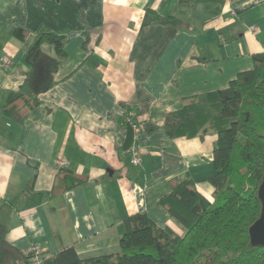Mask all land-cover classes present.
<instances>
[{"label": "crops", "instance_id": "crops-1", "mask_svg": "<svg viewBox=\"0 0 264 264\" xmlns=\"http://www.w3.org/2000/svg\"><path fill=\"white\" fill-rule=\"evenodd\" d=\"M155 14L181 22L161 24ZM43 32L73 36L54 85L14 122L3 109ZM262 52L264 0H0V62L12 61L0 64V224L8 242L20 252L39 245L50 257L68 247L79 258L100 256L119 249L122 222L135 213L182 235L158 200L185 174L213 200L216 136L169 139L165 114L185 97L226 88ZM127 110L143 126L133 143L137 165L122 148Z\"/></svg>", "mask_w": 264, "mask_h": 264}, {"label": "trees", "instance_id": "trees-1", "mask_svg": "<svg viewBox=\"0 0 264 264\" xmlns=\"http://www.w3.org/2000/svg\"><path fill=\"white\" fill-rule=\"evenodd\" d=\"M153 16L161 24L181 22L171 16ZM14 33L20 40L25 38L21 29ZM72 36L43 32L29 47L30 71L18 95L3 109L7 118L21 123L39 106L38 96L56 82L57 58H65ZM252 61V68L239 72L226 88L185 97L179 110L165 114L162 128L169 139L216 136L214 175L208 179L213 200L197 191L189 174L172 179L170 192L158 200L182 226V235L160 228L145 213H135L122 222L117 251L79 258L68 247L47 264H264V247L252 246L248 233L261 214L257 192L264 176V52L253 55ZM131 113L124 112L125 126L136 125ZM27 258V253L8 242L7 228L0 224V264H27Z\"/></svg>", "mask_w": 264, "mask_h": 264}, {"label": "water", "instance_id": "water-1", "mask_svg": "<svg viewBox=\"0 0 264 264\" xmlns=\"http://www.w3.org/2000/svg\"><path fill=\"white\" fill-rule=\"evenodd\" d=\"M133 129L130 124L127 125L122 148L129 151L133 144ZM257 197L261 203L260 217L249 227L250 244L254 247H264V176L259 185Z\"/></svg>", "mask_w": 264, "mask_h": 264}, {"label": "built area", "instance_id": "built-area-1", "mask_svg": "<svg viewBox=\"0 0 264 264\" xmlns=\"http://www.w3.org/2000/svg\"><path fill=\"white\" fill-rule=\"evenodd\" d=\"M12 61L10 57L4 56L1 59V66L4 68H8L11 65ZM131 116L134 117V113H131ZM133 129V143L139 138V134L142 131L141 125L137 124L132 126ZM129 153L131 154V164L132 165H137L139 164V150L138 147L134 146L132 144L131 149L129 150ZM63 160L58 162L60 165L62 164ZM25 253H27L28 258H27V264H47V261L50 258V255L46 254L42 248L39 245L32 244L30 245Z\"/></svg>", "mask_w": 264, "mask_h": 264}]
</instances>
